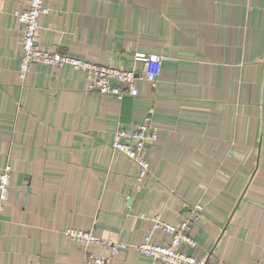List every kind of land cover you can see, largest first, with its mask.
<instances>
[{
  "label": "crops",
  "instance_id": "crops-1",
  "mask_svg": "<svg viewBox=\"0 0 264 264\" xmlns=\"http://www.w3.org/2000/svg\"><path fill=\"white\" fill-rule=\"evenodd\" d=\"M39 44L136 70L139 94L88 90L87 71L33 63L18 76L27 0H0V172L11 169L1 212L0 264H84L73 227L119 240L112 264H154L135 248L156 214L188 208L193 247L211 264H264V0H44ZM136 53L161 59L145 72ZM144 72V74H143ZM147 121L149 171L112 147L118 127ZM106 256L103 246H91Z\"/></svg>",
  "mask_w": 264,
  "mask_h": 264
},
{
  "label": "built area",
  "instance_id": "built-area-1",
  "mask_svg": "<svg viewBox=\"0 0 264 264\" xmlns=\"http://www.w3.org/2000/svg\"><path fill=\"white\" fill-rule=\"evenodd\" d=\"M44 0H27V6L15 11L14 15L21 32V54L18 63V76L23 79L33 63H42L51 67L71 66L87 71L86 87L88 90L107 94L121 100L126 96L136 97L139 94L135 80L139 76L136 70H122L109 65L93 63L71 57L58 51L44 49L39 44L40 17L47 13ZM135 59L151 75H158L161 70V59L157 55L136 53ZM144 74V72H143ZM156 128L147 121L131 127H118L115 131L112 147L121 151L138 167L135 188L141 189L149 171V163L142 155L145 141L155 140ZM11 169L7 164L0 172V215L9 193ZM202 211L200 204L191 205L188 213L176 224L163 221L158 214L152 219V229H160L170 236L165 244L154 243L151 233L135 248L150 257L154 264H211L206 255L197 257L179 249L184 244L193 247L195 240L189 234L191 223L198 219ZM1 225V218H0ZM64 235L78 243L84 250V264H112L115 253L128 247L119 240L107 239L93 235L90 231L68 227ZM91 246H103L108 254L101 256L89 250Z\"/></svg>",
  "mask_w": 264,
  "mask_h": 264
}]
</instances>
